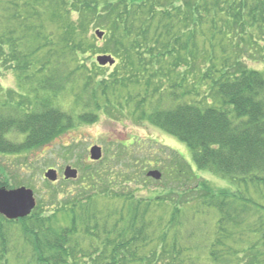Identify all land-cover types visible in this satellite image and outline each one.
I'll use <instances>...</instances> for the list:
<instances>
[{"label": "trees", "instance_id": "trees-1", "mask_svg": "<svg viewBox=\"0 0 264 264\" xmlns=\"http://www.w3.org/2000/svg\"><path fill=\"white\" fill-rule=\"evenodd\" d=\"M252 64L264 65V0H0V71L18 85L0 86L1 155L59 146L97 111L191 154L116 143L73 186L46 182L31 216L0 215V264H264V69ZM78 89L93 113L76 118L61 98ZM156 165L164 195L140 196Z\"/></svg>", "mask_w": 264, "mask_h": 264}, {"label": "rangeland", "instance_id": "rangeland-1", "mask_svg": "<svg viewBox=\"0 0 264 264\" xmlns=\"http://www.w3.org/2000/svg\"><path fill=\"white\" fill-rule=\"evenodd\" d=\"M96 58L97 57L95 56L94 61H96ZM251 66L258 70L264 69V65L262 64H252ZM107 67L111 68L110 66ZM0 86L4 92L17 90L18 85L16 74L12 71L2 69L0 71ZM81 95L82 91L81 89H78V93H75V95L69 93L61 98L63 108L67 111H71V114L76 118H78L77 116L86 113H93L92 110L82 103ZM83 96L87 97L86 94ZM94 111L96 110L94 109ZM107 113L109 112L97 111L99 118L95 124L79 123L77 119L75 128L66 136L57 140L56 144L59 146L53 144L50 147H47L44 152L24 153L19 156H3L0 154V171L2 169L1 178L4 182L7 180L9 182V185L5 187L8 190L26 187L35 191L36 195L37 192L40 194L44 193L45 195L47 187L45 186L46 181L44 180V175L49 169H55L59 172L58 183L55 184V190L71 187L73 184L65 182L63 179L65 168L70 166L77 169L80 174H83V171L91 165V162L89 161V150L96 145L104 148L107 157L111 154L110 150L116 147V143H124L127 141L132 142L134 140H140L144 143L158 142L161 145H166L165 147L167 148H171V150H176L188 162H191V155L187 148L182 143L167 136L159 129L150 126L147 122L138 121L130 116V114L128 115V113H126L123 119H114ZM69 145H71L70 149H65L67 152L63 151L64 149L60 151L62 146ZM159 165L161 166V163H159ZM154 167V169H156L157 165ZM197 174H199L198 171ZM26 175L29 180L27 179L24 181L27 177ZM201 175L217 188H225L228 186V182L219 177L208 173H203ZM16 178L20 182L19 184L14 183ZM23 181L26 182L25 185H23ZM140 184V196L148 198L150 196L164 195L165 193L163 190L166 187H161V185L156 184L155 181L153 183L141 181ZM49 188L51 189V186H49ZM46 195L44 196V199L46 198Z\"/></svg>", "mask_w": 264, "mask_h": 264}, {"label": "water", "instance_id": "water-1", "mask_svg": "<svg viewBox=\"0 0 264 264\" xmlns=\"http://www.w3.org/2000/svg\"><path fill=\"white\" fill-rule=\"evenodd\" d=\"M101 38L103 35L97 33ZM101 66H113L115 60L111 56H100L97 59ZM91 159L93 161H100L102 159V149L98 146L93 147L91 152ZM46 179L54 183L58 176L55 170H50L45 175ZM65 180H76L78 178V171L67 167L64 172ZM148 177L159 181L162 178L161 173L151 172ZM36 208V199L32 190L27 188H20L16 190H7L0 188V214L9 220H19L29 217Z\"/></svg>", "mask_w": 264, "mask_h": 264}, {"label": "bare ground", "instance_id": "bare-ground-1", "mask_svg": "<svg viewBox=\"0 0 264 264\" xmlns=\"http://www.w3.org/2000/svg\"><path fill=\"white\" fill-rule=\"evenodd\" d=\"M98 32H99L100 34L103 35L100 39H103L104 36H105V33L102 32V31H100V30H98ZM98 56H99V55H96V57H98ZM154 168H155V167H152V168L148 169L147 174H149V173H151V172H159V173H161L160 168H156V169H154Z\"/></svg>", "mask_w": 264, "mask_h": 264}]
</instances>
